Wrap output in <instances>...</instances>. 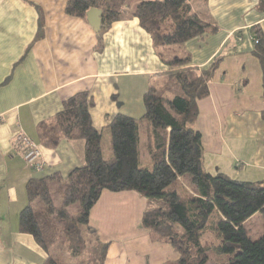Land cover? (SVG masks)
Segmentation results:
<instances>
[{"label":"crops","instance_id":"obj_1","mask_svg":"<svg viewBox=\"0 0 264 264\" xmlns=\"http://www.w3.org/2000/svg\"><path fill=\"white\" fill-rule=\"evenodd\" d=\"M69 1L0 0V264H47L50 257L63 264L59 258L64 255L73 259L60 250L47 253L32 235L19 230L28 181L59 174L65 184L85 164L84 141L63 139L55 148L45 147L40 125L52 124L67 99L87 92L94 101L93 126L110 155L112 119L120 113L141 119L145 93L169 82L164 60L185 53L189 67L200 70L222 58L209 84L210 95L198 101L206 171L245 182L253 181L252 173L264 177L263 73L253 54L252 32L259 26L264 33V13L256 9V0H202L197 8L191 2L193 11L219 32L178 49L166 47L168 55L163 48L156 50L137 19L114 23L100 44L89 22L66 13ZM18 133L40 148L41 172L32 170L20 154ZM140 139L149 154L153 140L146 122L141 123ZM148 208L136 192L102 193L90 212L86 239L108 245L105 264L178 260L172 247L152 242L143 227Z\"/></svg>","mask_w":264,"mask_h":264},{"label":"trees","instance_id":"obj_2","mask_svg":"<svg viewBox=\"0 0 264 264\" xmlns=\"http://www.w3.org/2000/svg\"><path fill=\"white\" fill-rule=\"evenodd\" d=\"M256 1V9L264 13V0ZM132 2L137 6L129 11ZM191 2L70 0L66 13L88 22L91 9L102 11L100 44L101 36L114 23L137 19L160 50L183 47L193 39L219 32L218 26L203 21L193 11ZM252 32L253 54L262 68L264 91V33L259 26ZM190 60L188 53L164 60L170 67L167 77L173 83L172 97L162 96L151 87L143 97L145 114L141 119L121 113L112 119L108 157L102 136L92 123L94 101L87 92L67 99L52 124L40 125V141L45 147L55 148L63 139L84 141L85 164L74 169L65 184L59 174L28 181V204L19 217L21 233L32 235L49 254L60 250L78 262L87 256L84 264H105L108 245L88 241L82 228L89 226L90 212L104 191H131L148 201L142 225L152 242L172 247L178 255L173 264L212 262L202 245L204 232L216 234L220 243L214 248L216 253L229 256L223 264H264V235L253 241L245 226L256 214L264 219V180H233L224 174L212 175L204 167L202 135L197 128L198 101L210 95L209 84L222 58L206 70L189 67ZM142 122H146L153 140L151 170L140 166ZM59 191L62 196H57ZM75 206L77 215L71 213ZM47 264L60 263L50 257Z\"/></svg>","mask_w":264,"mask_h":264},{"label":"rangeland","instance_id":"obj_3","mask_svg":"<svg viewBox=\"0 0 264 264\" xmlns=\"http://www.w3.org/2000/svg\"><path fill=\"white\" fill-rule=\"evenodd\" d=\"M201 1L202 0H192V4L195 8H197L199 3L201 5V3H202ZM135 3L136 2H132L131 5H134ZM173 48L178 49L176 46ZM165 49L166 48H163V51ZM165 54L168 55L169 52H167V50H165ZM172 86H173V83H171V80L169 79V82H168V84H166V87L162 86L159 89V94L162 96H165V97H172L173 92L170 90V87H172ZM144 142H145V139L144 140L142 139V152H143V154H142L140 166H141V168L151 170L152 169V163L150 161L149 154L146 152ZM107 155L108 154H106V156ZM251 176L252 177H249V178H251L250 180H253V181H251L253 183L258 182L257 181L258 179L262 180L264 178V177L254 176V173H252ZM243 178H244L243 180H249V179H247L248 177H243ZM260 178H262V179H260ZM259 182H261V181H259ZM60 194H62V191H59L57 196H62ZM71 213L74 215L78 214V209L76 208V206L71 208ZM245 226H246V229L248 231L249 236L251 237V239L253 241L259 240L264 235V219L260 213L256 214L253 218H251L246 223ZM82 233H83V236L86 238L87 237L86 227L82 228ZM87 240L91 241L90 237L87 238ZM219 244L220 243H219V240H218L216 234H214L212 232H204V234L202 236V245L204 248L208 249V252H209L210 257L212 259V262L210 264H223L229 258V256H226V255L220 256L216 253V250L214 248L217 247ZM90 245H91V243H90ZM59 259L61 260V262L63 264H84L85 261L87 260V256H85L83 258V260H81V262H78L77 260L71 259V258L67 257V255L62 256Z\"/></svg>","mask_w":264,"mask_h":264},{"label":"built area","instance_id":"obj_4","mask_svg":"<svg viewBox=\"0 0 264 264\" xmlns=\"http://www.w3.org/2000/svg\"><path fill=\"white\" fill-rule=\"evenodd\" d=\"M16 142L20 148V154L25 160L26 164L36 172H41L44 169V162L41 160V151L27 135L18 133Z\"/></svg>","mask_w":264,"mask_h":264},{"label":"water","instance_id":"obj_5","mask_svg":"<svg viewBox=\"0 0 264 264\" xmlns=\"http://www.w3.org/2000/svg\"><path fill=\"white\" fill-rule=\"evenodd\" d=\"M87 19L94 31L99 33L102 27V11L96 8L91 9L87 14Z\"/></svg>","mask_w":264,"mask_h":264}]
</instances>
